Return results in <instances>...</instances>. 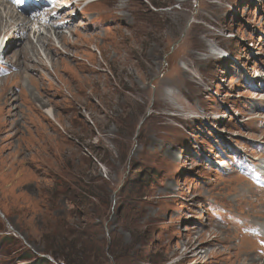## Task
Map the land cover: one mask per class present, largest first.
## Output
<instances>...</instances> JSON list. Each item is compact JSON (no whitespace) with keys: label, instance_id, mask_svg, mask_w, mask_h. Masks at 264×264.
Masks as SVG:
<instances>
[{"label":"rangeland","instance_id":"rangeland-1","mask_svg":"<svg viewBox=\"0 0 264 264\" xmlns=\"http://www.w3.org/2000/svg\"><path fill=\"white\" fill-rule=\"evenodd\" d=\"M78 24L49 34L76 60L52 57L51 82L27 85L29 124L7 115L19 81L0 82V259L264 264V0H107ZM252 139L263 147L244 150ZM233 150L254 168L225 162Z\"/></svg>","mask_w":264,"mask_h":264},{"label":"bare ground","instance_id":"bare-ground-1","mask_svg":"<svg viewBox=\"0 0 264 264\" xmlns=\"http://www.w3.org/2000/svg\"><path fill=\"white\" fill-rule=\"evenodd\" d=\"M4 4L6 6H4ZM0 5H3V7L5 8V10H10L11 11V15L9 16L10 19L13 18V20H15L18 23V30L24 32V34L26 36V39H29L28 38V34H29V31H30V27H28V24L30 22H36V23L39 24V27L37 29H35L34 34L37 35L38 42H40V43H44V40L48 38L49 33L55 27V24L53 22L50 25V30L47 33H45L44 30L46 29V25L47 24H44L42 22L45 19L40 18V16L36 13L35 9L32 6L23 5V4L19 3L16 0H0ZM12 13H14V15H12ZM54 18H55V16L49 17L48 22L53 21ZM3 20H4V17L0 13V23L1 24H4V21ZM8 22L9 21H6V24H4L6 27H7ZM8 27H7V30L10 29ZM42 28H43V30H42ZM35 35H34V37L36 38ZM29 43L31 45L30 46L31 50L33 51V53L36 54V50H35V48L32 45L33 43L30 40H29ZM46 113L49 116H51L52 118L53 117L55 118V113H54V111H53L52 108H47L46 109Z\"/></svg>","mask_w":264,"mask_h":264},{"label":"clouds","instance_id":"clouds-1","mask_svg":"<svg viewBox=\"0 0 264 264\" xmlns=\"http://www.w3.org/2000/svg\"><path fill=\"white\" fill-rule=\"evenodd\" d=\"M50 1V0H49ZM92 1V5L95 3V4H97V3H99V2H102V1H107V0H91ZM54 5V4H53ZM92 5H90V6H92ZM89 6V7H90ZM59 7L57 8V13H56V16H55V18H59L60 16L58 15V13H59ZM106 13V12H105ZM118 18H119V15L117 14V12H114V11H111L110 13H108V15H107V17H106V26H108V24L109 23H111V22H117L118 21ZM101 19H103L102 17H101ZM78 22H79V20L78 21H76V23L71 27V32H69V33H63V34H71V33H73L74 32V29H76L77 28V24H78ZM49 34H51V33H49ZM61 34V33H60ZM58 37H59V35H58ZM56 42H58V40L57 39H55V38H53ZM31 41H36V40H31ZM38 41V40H37ZM59 43V42H58ZM61 44V43H60ZM39 48H40V53L41 54H46V55H48V54H50L51 56H53V57H61L62 56V54L60 53H55V51H54V48H53V45H50V46H48V45H42V46H39ZM51 49L53 50V52L51 51ZM50 56V57H51ZM25 58L26 57H24V60H25ZM39 256H41V257H45V258H48L49 259V257L47 256V255H42V254H40V253H37Z\"/></svg>","mask_w":264,"mask_h":264},{"label":"trees","instance_id":"trees-1","mask_svg":"<svg viewBox=\"0 0 264 264\" xmlns=\"http://www.w3.org/2000/svg\"><path fill=\"white\" fill-rule=\"evenodd\" d=\"M162 8V7H161ZM214 175V174H213ZM5 239V240H4ZM2 242L5 244H3V246L0 245V249L2 247H6L7 243L9 242V240L7 238H3ZM6 242V243H5ZM112 250V249H111ZM113 251V250H112ZM25 256H21L19 258V262H24V261H33L32 264H49V260L45 257H41L38 254H33L31 252H25ZM112 256H114V260H115V264H121L124 263V256L122 255H118L117 252H114V255L112 254ZM0 264H7L4 263L2 259H0ZM67 264H71L70 262H67Z\"/></svg>","mask_w":264,"mask_h":264}]
</instances>
